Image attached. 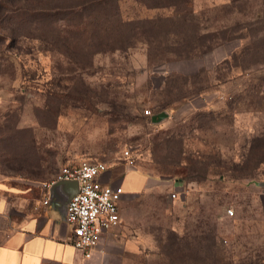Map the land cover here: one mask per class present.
I'll list each match as a JSON object with an SVG mask.
<instances>
[{
    "label": "rangeland",
    "instance_id": "rangeland-1",
    "mask_svg": "<svg viewBox=\"0 0 264 264\" xmlns=\"http://www.w3.org/2000/svg\"><path fill=\"white\" fill-rule=\"evenodd\" d=\"M126 149L132 264H264V0H0V176Z\"/></svg>",
    "mask_w": 264,
    "mask_h": 264
},
{
    "label": "crops",
    "instance_id": "crops-1",
    "mask_svg": "<svg viewBox=\"0 0 264 264\" xmlns=\"http://www.w3.org/2000/svg\"><path fill=\"white\" fill-rule=\"evenodd\" d=\"M107 166L99 178L123 189L118 202L120 222L101 235L89 258L67 240L71 227L65 221L66 207L77 191L75 181L46 187L52 177L1 175L0 264H132L135 254L149 245L146 207L155 190L154 179L125 163Z\"/></svg>",
    "mask_w": 264,
    "mask_h": 264
},
{
    "label": "built area",
    "instance_id": "built-area-1",
    "mask_svg": "<svg viewBox=\"0 0 264 264\" xmlns=\"http://www.w3.org/2000/svg\"><path fill=\"white\" fill-rule=\"evenodd\" d=\"M145 113L148 111L145 110ZM128 168L134 167V158L126 149L123 153ZM108 166L103 161L81 160L62 165L44 185L49 187L60 181H75L76 193L69 199L65 221L71 227L68 243L89 258L98 246L101 235L120 222L118 202L123 189L121 185L100 181V175ZM171 198L176 192H171ZM48 203V198L44 200ZM229 214H232L230 209Z\"/></svg>",
    "mask_w": 264,
    "mask_h": 264
},
{
    "label": "trees",
    "instance_id": "trees-1",
    "mask_svg": "<svg viewBox=\"0 0 264 264\" xmlns=\"http://www.w3.org/2000/svg\"><path fill=\"white\" fill-rule=\"evenodd\" d=\"M33 11H37V12H40V13H44V12H47V11H55L56 9H50V8H42V7H38V8H35V9H31Z\"/></svg>",
    "mask_w": 264,
    "mask_h": 264
},
{
    "label": "water",
    "instance_id": "water-1",
    "mask_svg": "<svg viewBox=\"0 0 264 264\" xmlns=\"http://www.w3.org/2000/svg\"><path fill=\"white\" fill-rule=\"evenodd\" d=\"M153 120H155V118H153Z\"/></svg>",
    "mask_w": 264,
    "mask_h": 264
}]
</instances>
